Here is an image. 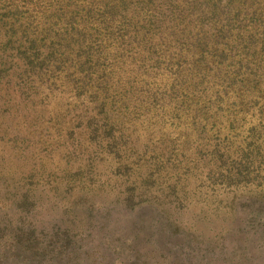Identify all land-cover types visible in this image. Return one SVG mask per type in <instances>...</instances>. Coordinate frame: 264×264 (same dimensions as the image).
<instances>
[{
    "label": "rangeland",
    "instance_id": "rangeland-1",
    "mask_svg": "<svg viewBox=\"0 0 264 264\" xmlns=\"http://www.w3.org/2000/svg\"><path fill=\"white\" fill-rule=\"evenodd\" d=\"M262 198L264 0H0L2 226L264 264Z\"/></svg>",
    "mask_w": 264,
    "mask_h": 264
},
{
    "label": "trees",
    "instance_id": "trees-1",
    "mask_svg": "<svg viewBox=\"0 0 264 264\" xmlns=\"http://www.w3.org/2000/svg\"><path fill=\"white\" fill-rule=\"evenodd\" d=\"M26 200L24 201V203ZM255 218L264 219V200L257 206L251 207ZM254 218V219H255ZM72 237L70 233L55 232L46 239H42L36 235L35 229L23 231L20 228L13 230L9 229L8 225L2 226L0 223V264H81L80 257L71 249ZM190 247V245L188 246ZM214 249L205 250V255L214 253ZM221 254L222 250L220 249ZM116 253L117 264H147L142 260V253L136 252L131 262H128L129 255H124V251L114 250ZM206 264H216L211 262ZM177 264V263H173Z\"/></svg>",
    "mask_w": 264,
    "mask_h": 264
},
{
    "label": "water",
    "instance_id": "water-1",
    "mask_svg": "<svg viewBox=\"0 0 264 264\" xmlns=\"http://www.w3.org/2000/svg\"><path fill=\"white\" fill-rule=\"evenodd\" d=\"M244 251H246V252L250 253L251 255H253L250 252L251 251L250 247H248V246H244ZM181 263L182 264H196V261L193 258L189 257L188 254L187 255L183 254V257L181 259Z\"/></svg>",
    "mask_w": 264,
    "mask_h": 264
}]
</instances>
